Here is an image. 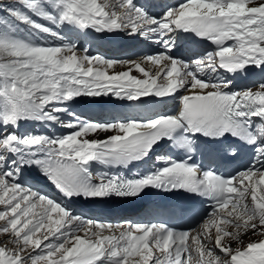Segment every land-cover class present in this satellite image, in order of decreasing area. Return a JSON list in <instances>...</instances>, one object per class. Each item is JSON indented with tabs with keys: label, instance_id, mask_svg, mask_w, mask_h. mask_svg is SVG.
<instances>
[{
	"label": "snow or ice",
	"instance_id": "1",
	"mask_svg": "<svg viewBox=\"0 0 264 264\" xmlns=\"http://www.w3.org/2000/svg\"><path fill=\"white\" fill-rule=\"evenodd\" d=\"M0 13V264H264V0H182L158 13L139 0H17ZM89 30L162 51L93 55L67 35ZM181 34L204 50L178 56ZM116 66L128 70L110 74ZM253 70L260 78L241 83ZM100 98L138 113L166 98L176 107L106 119L73 109ZM36 123L70 131H20ZM201 138L224 158L247 147L253 159L234 173L203 167ZM165 146L182 155H156ZM31 170L62 199L26 185ZM149 189L212 203L198 228L177 229L91 219L65 202L135 201Z\"/></svg>",
	"mask_w": 264,
	"mask_h": 264
},
{
	"label": "bare ground",
	"instance_id": "2",
	"mask_svg": "<svg viewBox=\"0 0 264 264\" xmlns=\"http://www.w3.org/2000/svg\"><path fill=\"white\" fill-rule=\"evenodd\" d=\"M171 1H176V2L179 1L180 2L182 0H139V3H141L144 6H147L148 8L151 5L150 8L153 9L155 6H156V8L159 7L160 4H162L163 2H165V4L167 3L170 5ZM147 2H148V4H147ZM151 9H150V11L155 13V11H152ZM157 11H156V13H158ZM67 35H69V36L79 35L81 37V39L87 38L89 40V42H91V44L93 45V47L91 49H89V52L91 54L101 55V56H104V57L110 58V59H113L115 57V54H113L112 52L114 50L117 51V49L121 43H125L126 45H127V43H130L132 45L134 44L138 49H140V50L143 49V52L145 54L151 53V52H154L157 50L162 51V49H160L158 45L150 42L146 38L141 37V36H128L126 33H120V34L114 35L112 37H109L107 35L97 34L94 31L89 30V32L86 34H78L76 32H68ZM49 40L52 42V39H49ZM112 44L114 45V49L112 48ZM182 46H184V43L181 40V36H179L178 41H177V49L182 47ZM186 49H189V50L183 52L180 55L181 57H188V56L192 55L193 54L192 52H194V50H195L189 46H187ZM198 50H200V49H198ZM146 67H150V66H146ZM126 70H128L127 67H121V66H116L113 69H108L110 74H112L113 72L126 71ZM253 73L254 74L249 76L246 79V81L242 80L241 83L252 82V81L258 80L260 78L258 74H255L254 70H253ZM131 74L133 76H140L141 75L140 73L136 72L134 69H133ZM166 99L168 100V102L155 105L154 111H144L141 113H138L134 109V107H129L127 104H125V102L113 100L111 98H107V99L100 98L101 102H99V103L73 102V109L77 113H83V114H86L87 116L95 118V119H106L112 115H117V114H128V115H138L139 114V115H144L145 117H147L149 115L155 114V112H169V111L175 110L176 105L169 106L170 103H173L172 102L173 99L172 98H166ZM65 118H67V117H65ZM33 130L36 132L55 133L57 135L62 134V133H66L67 131H70L69 129H65L59 125L48 127L45 125H41L39 123L26 124L20 129L21 132H28V131H33ZM97 135H99L101 138H103V136L106 134L97 133ZM89 138H91V137H89ZM92 168H93L94 173H97V174L104 171V169L100 165L93 164ZM23 179H24V182L26 185H30L34 188H37V190L41 191L42 193H46L49 196H54L57 199H62L58 190L55 189V187L51 183H49L43 176H41L35 170H31L30 172L25 173ZM65 202L69 203L68 201H65ZM73 207L77 211L82 212L87 218L96 219V218H93L91 216V211H93L92 209H90L89 211L83 210L79 206V203ZM101 218H104V220L105 219L109 220L112 224H118V223H115L114 221H121V220H117L119 218V216H110V213H107V216H102ZM135 222H140V220L137 219ZM117 231H119V230H117ZM244 239H245V241H247L248 237L245 236ZM252 239H258V237H252ZM0 240H3V239H0ZM233 246H235V244H233Z\"/></svg>",
	"mask_w": 264,
	"mask_h": 264
},
{
	"label": "rangeland",
	"instance_id": "3",
	"mask_svg": "<svg viewBox=\"0 0 264 264\" xmlns=\"http://www.w3.org/2000/svg\"><path fill=\"white\" fill-rule=\"evenodd\" d=\"M15 4H17V0H0V8H3L4 6H7V5H15ZM171 4H173V1L171 2ZM162 5H165V3H163ZM149 7H151V6H149ZM159 8H161V7H159ZM148 9H150V8H148ZM152 11H156L155 7L152 9ZM0 14H3V13H0ZM71 37L76 39L78 45L86 47V48H88V50L93 47V45L91 44V42H89V40L87 38L81 39V37L79 35H72ZM49 39H51V38H49ZM52 42L58 43L57 41H53V40H52ZM112 48L114 49V46H112ZM118 50H120L121 52H118L115 50L112 52L113 54H115V57L113 59L127 60L129 58V59H133V60H138L140 56L145 54L143 52V49L140 50L136 46L132 47L131 49H128L126 47H122V48H119ZM33 189L37 190V188H34V187H33ZM0 208H2V206H0ZM121 221H123V220H121ZM2 237L3 236H1L0 239H5V237H3V238Z\"/></svg>",
	"mask_w": 264,
	"mask_h": 264
}]
</instances>
